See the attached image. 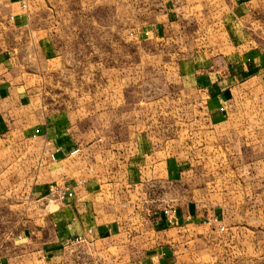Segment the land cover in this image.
<instances>
[{
  "label": "crops",
  "instance_id": "crops-1",
  "mask_svg": "<svg viewBox=\"0 0 264 264\" xmlns=\"http://www.w3.org/2000/svg\"><path fill=\"white\" fill-rule=\"evenodd\" d=\"M42 1L44 6L49 2ZM55 1L57 9L72 6L75 14L88 20L98 7L115 8L122 23L126 17L135 19L136 30L122 29L121 38L160 42L162 49L186 42L177 46L182 53H189L188 41L192 44L202 37L200 30L189 31L182 25L189 17L199 21L193 13L198 5L221 15L226 23L223 46L217 44L214 50L216 45L208 37L207 45L191 48L192 57L178 71L200 106L193 114L194 124L211 129L202 139L208 140L209 132H220L221 138L248 140L241 147L252 145L256 138L252 128H257L243 105L264 101V49L251 36L262 22L255 12L264 9V0H216L209 6L206 0H167L165 10L154 9L155 19L148 23L139 17L161 4ZM17 4V0H0V264H192L194 255L188 252L194 242L189 239L192 230L209 225L213 218L218 224L222 221L204 190L191 191L183 197L188 201L177 204L175 186L192 176L191 162L165 156L138 128L130 132L122 124L119 132L112 129L108 112L62 108L61 96L52 93L49 85L64 65L63 53L53 48L43 30H34ZM88 60V66L94 67L92 58ZM111 87L105 85L103 102L112 98ZM86 98L98 100L95 95ZM193 140L195 149L204 147L198 138ZM250 165L264 166V159ZM51 184L69 186L71 192L59 201L48 196ZM255 185L244 197L264 200V183L256 185L263 189L258 192ZM170 206L176 208V217L173 225L165 226L161 210ZM252 215L255 223L250 218L249 227L238 223L235 229L263 231L264 210ZM77 236L84 241L73 243ZM229 242L234 248L240 244L239 237ZM218 246L212 245L216 251ZM214 259L230 262L219 252Z\"/></svg>",
  "mask_w": 264,
  "mask_h": 264
},
{
  "label": "rangeland",
  "instance_id": "rangeland-1",
  "mask_svg": "<svg viewBox=\"0 0 264 264\" xmlns=\"http://www.w3.org/2000/svg\"><path fill=\"white\" fill-rule=\"evenodd\" d=\"M150 1L162 6L152 7L151 12L145 11L139 17L146 23L155 19L156 13L152 11L165 10L163 2H167ZM214 1L206 0V3L209 6ZM55 2L49 0L44 6L42 0H29L26 9H23L21 0H17V6L24 16L30 18L34 30H43L53 48L63 53L64 65L51 76L49 85L52 93L61 96V107L76 106L98 114L108 112L112 129L116 128L119 132L122 124H126L130 132L138 128L148 135L150 142L161 148L165 156L175 155L179 160L191 162L192 176L175 186L179 198L177 204L188 201L189 198L183 197L190 195L191 191L204 190L209 194L210 208L220 210L219 219L222 221L194 228L192 234L189 233V239L194 241L191 246L188 245V252L194 255L192 264H264V230L235 229L238 223L249 227L250 218L256 222L253 215L249 216L250 213L257 209L264 210V200L244 197L251 190L249 187L252 183L257 186L264 183V166L250 165V162L264 159V101H245L243 105L245 113L252 114L251 122L257 128H252L251 133L256 138L251 146L241 147L242 143L248 142L243 138L242 141L239 139L241 142H237L235 136L225 135V138H221L220 132H209L208 140H203V134H207L205 131L211 129L204 128L205 125L198 122L194 124L196 116L193 114L200 106L188 94L178 71V66L192 57L191 50L194 51L196 44L207 45L208 37L211 44L216 45L214 50L223 44L226 23L222 22L221 15L217 13L216 16L202 8L201 4L198 5L193 13L200 18V22L189 17L184 19L182 25L189 31L200 30L202 37L197 41L192 40V44L188 41L189 53H182L177 46L180 48L186 42L178 43L175 48L166 46V49H162L160 42L153 45L137 38H121L122 29L136 30L135 19L129 17L126 20V17L122 23L121 16L114 12L115 8L98 7L88 20L87 16L75 14L76 8L72 6L57 9ZM255 14L262 22L256 30L253 28L251 36L258 47L264 49V9H257ZM248 33L250 30L246 31V35ZM106 34L113 37L105 38ZM88 52L91 55L86 54ZM88 58H92L94 67L88 66ZM110 83L112 98L103 102L107 95L105 85ZM37 88L40 90L39 86ZM122 94L125 96L123 100ZM88 95H95L98 100L86 98ZM78 97L82 99H75ZM101 123L102 120L98 118L97 126ZM245 125L248 126V123ZM216 133L218 138L214 137ZM114 137L120 139V135ZM194 138L202 142V149L192 147ZM248 176L256 179H248ZM256 185L255 191L263 190ZM220 227L224 230L220 231ZM236 237H239L240 244L234 248L229 241ZM217 244L216 251L212 245ZM218 252L230 262L214 259ZM233 256H236L235 259H232Z\"/></svg>",
  "mask_w": 264,
  "mask_h": 264
},
{
  "label": "built area",
  "instance_id": "built-area-1",
  "mask_svg": "<svg viewBox=\"0 0 264 264\" xmlns=\"http://www.w3.org/2000/svg\"><path fill=\"white\" fill-rule=\"evenodd\" d=\"M21 7L23 9H26L27 7V0H21ZM220 111H223V108L220 109ZM71 189L69 188V186H65V185H58V184H51L48 187V196L53 197L59 201H64L67 196L70 194ZM161 217H163V221L165 226H171L174 224L175 221V217H176V208L174 207H165L161 210ZM212 223H217V220L215 218H213L212 220L208 221V224H212ZM220 231H223L224 228L220 227L219 228ZM84 239L80 236H77L76 238L73 239V243H81L83 242Z\"/></svg>",
  "mask_w": 264,
  "mask_h": 264
}]
</instances>
